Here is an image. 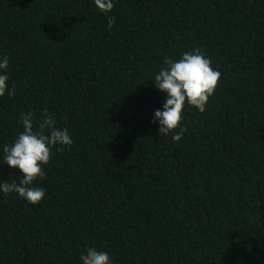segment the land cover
I'll list each match as a JSON object with an SVG mask.
<instances>
[{"label":"trees","instance_id":"trees-1","mask_svg":"<svg viewBox=\"0 0 264 264\" xmlns=\"http://www.w3.org/2000/svg\"><path fill=\"white\" fill-rule=\"evenodd\" d=\"M114 18L111 27L108 20ZM199 48L221 79L206 111L185 104L180 140L152 122L165 58ZM3 146L22 112L53 115L73 144L33 182L37 204L0 194V264H264V0H0ZM47 109V112H45Z\"/></svg>","mask_w":264,"mask_h":264},{"label":"clouds","instance_id":"clouds-1","mask_svg":"<svg viewBox=\"0 0 264 264\" xmlns=\"http://www.w3.org/2000/svg\"><path fill=\"white\" fill-rule=\"evenodd\" d=\"M94 4L107 14L113 10L115 0H94ZM113 23L114 18H110L109 27ZM8 68L9 58L0 56V97L15 95V89L9 84ZM220 79L219 69L213 68L212 61L199 48L183 52L178 60L165 58L164 66L154 74L153 80L156 89L165 94L162 109L155 110L152 119L160 135L179 128L174 139L180 140L185 130L182 127L185 104L204 113ZM19 121L23 131L11 144L3 146L2 151L3 165L18 168L21 176L19 182L0 183V194L16 193L28 203L37 204L46 196V191L34 186L33 182L46 178L43 166L49 163L52 149L57 146L58 151L64 146L70 148L73 140L67 128L55 126L53 115L37 119L32 112H22ZM79 260L81 264H114L108 252L94 247H86Z\"/></svg>","mask_w":264,"mask_h":264}]
</instances>
